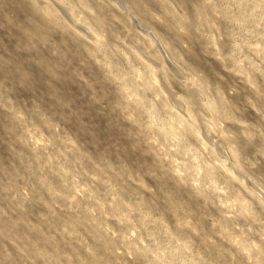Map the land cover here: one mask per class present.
<instances>
[{"label":"rangeland","instance_id":"374dc122","mask_svg":"<svg viewBox=\"0 0 264 264\" xmlns=\"http://www.w3.org/2000/svg\"><path fill=\"white\" fill-rule=\"evenodd\" d=\"M0 264H264V0H0Z\"/></svg>","mask_w":264,"mask_h":264}]
</instances>
